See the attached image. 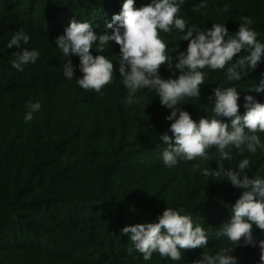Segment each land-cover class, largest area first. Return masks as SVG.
<instances>
[{
	"label": "trees",
	"instance_id": "16d2710c",
	"mask_svg": "<svg viewBox=\"0 0 264 264\" xmlns=\"http://www.w3.org/2000/svg\"><path fill=\"white\" fill-rule=\"evenodd\" d=\"M152 0H135L134 9ZM206 3L200 12L195 5ZM124 0H0V264H174L157 254L145 262L139 253L129 255L127 225L155 223L166 207L183 208L203 227L213 231L230 218V206L242 195L227 179L205 177L198 161L173 168L163 165L167 145L159 137L169 131L171 109L162 106L155 93L141 90L140 103H125L128 90L119 73L102 90H84L76 80L63 77L70 59L75 77L79 57H63L54 44L73 19L88 21L101 33L121 11ZM182 15L189 26L210 28L224 23L230 33L239 29L241 17L253 20L257 38L264 41V0H185ZM23 29L30 37L27 47L39 50L35 65L19 72L11 66L5 44L13 32ZM110 31V30H109ZM161 33L168 43L173 67H161L165 79L175 78V57L188 41ZM227 39V38H226ZM96 53L95 46L92 50ZM119 45L110 42L101 54L116 64ZM207 79L198 100L181 107L196 121L210 111L209 96L224 82L243 97L252 95L264 103V94L249 90L258 83L264 63L241 81H227L226 72L205 68ZM27 101H39L41 110L24 121ZM264 140V134H260ZM215 154V148L209 150ZM250 159L253 176L264 175V152L241 155L233 149L235 166ZM213 167L214 159L201 164ZM257 239L264 230L253 226ZM227 241L210 239L207 249L185 250L177 264H193L206 251L214 254ZM239 264H259L257 248L234 249Z\"/></svg>",
	"mask_w": 264,
	"mask_h": 264
},
{
	"label": "clouds",
	"instance_id": "9594fccd",
	"mask_svg": "<svg viewBox=\"0 0 264 264\" xmlns=\"http://www.w3.org/2000/svg\"><path fill=\"white\" fill-rule=\"evenodd\" d=\"M135 0H124L121 11L106 23L105 30L97 33L88 21L73 19L64 33L54 44L63 57H79L78 70L82 77H75L73 63L67 59L63 65V77L76 80L84 90L103 94L102 90L119 73L123 86L128 90L125 103H140L141 90L155 93L162 106L171 109L166 120L171 121L169 131L160 135L167 147L161 153L163 165L167 168L182 162L198 161L197 169L205 177L227 179L237 189L243 190L240 198L230 206V218L219 228L210 231L186 214L183 208L166 207L158 222L127 225L122 234L130 237L129 255L140 254L147 262L157 254L165 260L177 264L183 259L185 250L205 248L210 239L227 241L214 254L204 251L193 264H239L233 255L238 246L257 248L259 264H264V239H257L253 226L264 230V175L252 170L250 159L244 157L233 167L225 161L233 160V149L241 155L248 152L255 155L264 152V103L252 95L243 97L240 113V92L235 86H225L224 82L212 90L209 96L210 111L199 121L181 106L189 99L198 100L201 85L207 79L203 69L226 72L227 81L241 79L255 72L264 63V41L257 38L251 26L253 20L241 17L239 29L230 33L224 23L215 22L210 28L189 26L180 15L185 0H152L139 9H134ZM206 3L195 5L193 11L200 12ZM110 30V31H109ZM161 33L173 34V39L188 41L187 48L175 57L174 69L179 71L175 78L165 79L161 67H173V57L169 55L168 43ZM227 38V39H226ZM30 35L23 29L13 32L5 47L12 52L11 66L23 72L26 66L35 65L40 57L39 50L27 47ZM115 42L119 45L116 64L101 54ZM95 46L96 53L93 54ZM264 94V72L258 83H251L250 89ZM29 109L24 121L30 122L34 114L41 110L39 101H27ZM215 148V154H210ZM214 159L217 167H204L201 164Z\"/></svg>",
	"mask_w": 264,
	"mask_h": 264
}]
</instances>
